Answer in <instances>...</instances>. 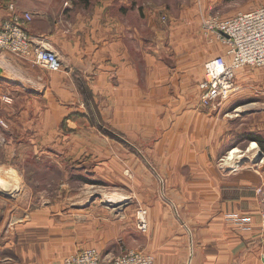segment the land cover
Segmentation results:
<instances>
[{
    "label": "crops",
    "instance_id": "1",
    "mask_svg": "<svg viewBox=\"0 0 264 264\" xmlns=\"http://www.w3.org/2000/svg\"><path fill=\"white\" fill-rule=\"evenodd\" d=\"M64 2L0 0V24L31 15L24 25L28 36L43 41L65 69L47 70L58 105L77 109L80 87L89 93L90 107L114 110L119 141L133 148L115 146L116 187L132 194L144 190L151 197L146 205L137 204L145 207L147 229L135 226L132 249L151 255L153 264H264V159L235 171H230L231 161L217 165L235 148L243 146L244 153L252 143L259 151L264 148V82L246 70L236 72L239 89L225 108L202 109L198 85L203 66L224 54L223 45L212 48L190 37L166 45L163 32L149 22L157 40L145 49L139 25L124 23L125 13H149L140 0H92L87 10L74 0ZM0 63L6 68L7 63L19 67L27 62L4 55ZM0 85L25 88L21 82ZM237 107L242 108L237 114L256 113L230 114ZM30 233L26 241L32 253L34 247L49 245H39L43 241L34 237L35 230ZM139 234L143 239H137ZM99 254L104 260L114 257Z\"/></svg>",
    "mask_w": 264,
    "mask_h": 264
},
{
    "label": "rangeland",
    "instance_id": "2",
    "mask_svg": "<svg viewBox=\"0 0 264 264\" xmlns=\"http://www.w3.org/2000/svg\"><path fill=\"white\" fill-rule=\"evenodd\" d=\"M62 1L67 5L69 0ZM74 1L82 8L87 6L85 10L92 2ZM145 1L140 0L144 3L140 7L149 13H125L124 23L139 25V37L148 49L157 40L155 31L147 28L149 22L163 32L166 45L190 37L202 38L212 48L222 47L216 36L203 28L208 15L228 19L242 8L264 5V0ZM62 69L61 65L59 71ZM4 70L25 88L0 85V264H65L69 256L88 248L108 257L134 250L130 241L136 235L137 213L145 210L137 204L146 205L151 197L144 190L132 194L130 189L116 187L115 146L129 152L133 148L131 143H120L114 110L100 111L94 104L90 107V95L80 87L77 109L67 110L65 102L58 105L52 99L55 95L50 92V72L46 69L27 62L19 67L7 63ZM243 70L264 82V69L244 67L237 72ZM28 89L44 90V94L35 96ZM4 95L11 97L10 104L2 102ZM243 111L236 115L252 117L256 113ZM133 145L138 148V143ZM238 150L240 157L231 161L230 171L243 159L248 162L242 166L257 165L252 161L258 148L248 153L243 146ZM220 160L217 165L222 168ZM123 176L129 181L128 175ZM30 230L43 241L39 245L47 242L56 247L38 246L32 253L26 241L28 235L32 237ZM142 237L139 234L137 239Z\"/></svg>",
    "mask_w": 264,
    "mask_h": 264
},
{
    "label": "built area",
    "instance_id": "3",
    "mask_svg": "<svg viewBox=\"0 0 264 264\" xmlns=\"http://www.w3.org/2000/svg\"><path fill=\"white\" fill-rule=\"evenodd\" d=\"M31 20V15L24 13L0 24V56L10 55L34 66L58 71L61 64L56 53L43 41L32 40L25 31L24 25ZM203 28L206 33L216 36L225 47V52L204 64L203 78L198 85V104L202 109L222 111L239 89L235 82L236 72L244 67L264 69V6L238 12L228 19L209 14ZM1 100L4 104H10L11 97L4 95ZM236 111L238 107L233 110L235 114L238 113ZM226 159L220 162L224 164ZM145 214L144 209L138 210L136 225L139 231L147 229ZM65 264H153V257L134 249L104 260L95 249L88 248L69 256Z\"/></svg>",
    "mask_w": 264,
    "mask_h": 264
},
{
    "label": "water",
    "instance_id": "4",
    "mask_svg": "<svg viewBox=\"0 0 264 264\" xmlns=\"http://www.w3.org/2000/svg\"><path fill=\"white\" fill-rule=\"evenodd\" d=\"M0 81L12 85V86H20V81L13 77L12 75L8 74L2 66H0ZM264 159V154L261 151H258L255 155L252 164H258ZM248 159H243L237 163V167L242 166L244 163H247Z\"/></svg>",
    "mask_w": 264,
    "mask_h": 264
},
{
    "label": "bare ground",
    "instance_id": "5",
    "mask_svg": "<svg viewBox=\"0 0 264 264\" xmlns=\"http://www.w3.org/2000/svg\"><path fill=\"white\" fill-rule=\"evenodd\" d=\"M239 109H242V108H239ZM238 111H239V110H238ZM256 147H257V144L252 143V144L250 145V147L248 148V152H249V151H253V150H255ZM238 153H239V150H238V149H233L232 152L226 156V157H227V159L225 160L226 163H228L229 161H232V160H234V159L240 157V155H238ZM241 157H242V156H241Z\"/></svg>",
    "mask_w": 264,
    "mask_h": 264
},
{
    "label": "trees",
    "instance_id": "6",
    "mask_svg": "<svg viewBox=\"0 0 264 264\" xmlns=\"http://www.w3.org/2000/svg\"><path fill=\"white\" fill-rule=\"evenodd\" d=\"M228 1H234V0H228ZM262 153L264 154V148H261Z\"/></svg>",
    "mask_w": 264,
    "mask_h": 264
}]
</instances>
